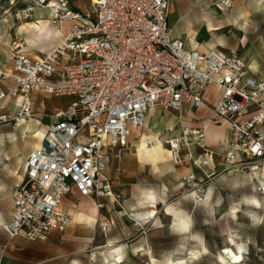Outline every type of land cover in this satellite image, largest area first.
<instances>
[{
	"label": "built area",
	"instance_id": "built-area-1",
	"mask_svg": "<svg viewBox=\"0 0 264 264\" xmlns=\"http://www.w3.org/2000/svg\"><path fill=\"white\" fill-rule=\"evenodd\" d=\"M17 1L24 2L17 16L28 19L45 9L54 24L68 29L58 45L38 56L20 40L11 41L10 70L0 68V81L10 83L0 88V112L7 102L20 100L14 115L0 113V122L33 120L32 93L69 96L74 102L48 116L40 144L28 154L23 176L10 191L12 214L1 225L8 240L45 241L53 232L63 233L71 220L63 200L73 191L97 200L114 197L105 170L128 147L132 131L146 126L151 111L179 115L181 135L166 141L174 164L185 149L195 165L193 146L202 151L196 166L212 162L215 152L207 147L203 129L183 127L180 119L184 105L207 104L210 87L219 90L212 111L227 125L224 167L264 169V78L253 75L236 52L187 48L169 25L172 0H90L85 13L69 0L11 4ZM234 2L214 0V5L228 10Z\"/></svg>",
	"mask_w": 264,
	"mask_h": 264
},
{
	"label": "rangeland",
	"instance_id": "rangeland-1",
	"mask_svg": "<svg viewBox=\"0 0 264 264\" xmlns=\"http://www.w3.org/2000/svg\"><path fill=\"white\" fill-rule=\"evenodd\" d=\"M12 1L0 0V11L8 9ZM86 1L89 6L90 0ZM188 9L186 17L180 16V9L176 17H169L175 36L187 48L194 49V43H198L224 54L236 52L253 75L264 76V0H237L225 15L200 3ZM85 12L86 9L82 13ZM200 13L214 17H200ZM37 19L0 17V59L7 60L10 43L15 39L32 49L34 41L29 30L20 31V27L33 26ZM208 23L220 29L208 31ZM33 99L37 101L38 109L34 107L33 113L38 123L0 122V252L3 246L6 252L15 242L8 240L1 229L11 214L10 191L20 182L28 151L40 143L38 133L43 132L46 118L51 115L41 113L39 104L45 107V102L51 112L68 102L39 96ZM0 113L14 115L16 108ZM178 118L176 113L155 110L149 113L146 126L133 130L132 135L138 140L141 131L161 140L169 150L166 141L181 135ZM171 128L173 131H169ZM85 134L84 131L80 140ZM137 140L117 155L119 163L109 170L114 199H94L103 205L100 216L110 217L109 228L102 230L97 222L88 224L94 223V218L82 217L77 211V219L87 223L75 224V243L58 233H51L45 241H21L13 248L20 264H264V171L228 170L222 155L216 153L212 164L198 167L202 151L196 146L191 147L195 165L187 160L185 149L178 164L169 156L162 163L152 164L134 155ZM144 195H153V202ZM150 206L154 207L153 213ZM227 249L240 257L237 262L229 261L224 252ZM192 253L199 255L193 258Z\"/></svg>",
	"mask_w": 264,
	"mask_h": 264
},
{
	"label": "crops",
	"instance_id": "crops-1",
	"mask_svg": "<svg viewBox=\"0 0 264 264\" xmlns=\"http://www.w3.org/2000/svg\"><path fill=\"white\" fill-rule=\"evenodd\" d=\"M77 1V2H75ZM236 1L234 2V5L231 9L228 10H220L217 6L214 5V0H172L171 6H170V11H169V17H176L177 16V10L180 9L182 11L183 14H180L181 17H186V13L189 10L188 8L191 6H195L200 4L203 5H207L210 7H213V9L215 11L220 12L222 15H225L226 12L231 11L235 4ZM70 5L73 7V9L83 12L84 9H86V11L90 8V5L88 6V3L86 0H69ZM6 4V3H5ZM3 5L0 3V9ZM15 7H24V2L22 1H17L15 4H11V2L9 3V8L8 9H3V12L0 11V17H18L16 14H14L15 11H17L20 8H15ZM43 11H47L45 9H38L36 10L32 16L31 19L35 20V19H40L41 17H46V18H41V19H47V20H51V17L48 13V11L46 12V16H42L43 15ZM201 15H208L210 17H214L211 14H204V13H200V17ZM31 20V21H32ZM169 21V18H168ZM50 22V21H49ZM52 22V20H51ZM54 26H53V25ZM52 24L50 23L51 27L56 31L61 33V37H63L68 29V25L67 24H54L52 22ZM170 27H172L173 29V33H174V27H173V20L170 22ZM175 36V33H174ZM60 37V38H61ZM176 37V36H175ZM46 45V46H45ZM52 46H49L48 44L45 43H32V49H28L27 47L24 46V48L31 52L32 55H34V53H37L38 55H40L41 53L46 52L48 49H50ZM221 53V52H220ZM7 60L5 59H0V68H3L6 71L10 70V65L8 63L7 65ZM257 77H261L259 75H255ZM261 78H264V76H262ZM10 87V83L8 81H0V88H9ZM34 96H39L40 98H44L46 99V97H49V99L47 98L46 100L52 101V100H62V99H67L68 102L63 106V107H56L53 108L51 112H48V108L46 103L45 107L43 105V108L39 109V111H41V113H43L44 115L46 113H55L57 111L63 110L65 109L67 106H69L71 103L74 102V98L73 97H69V96H65V97H57V96H49V95H45L44 93L41 92H37V93H32L30 95L31 98V102H32V110L34 107L37 108L36 104L37 101H34ZM204 98L207 101V104L199 107L198 109H191L189 108L187 105H184L183 107V111L180 114V119H181V123L182 125H184L185 127H192V128H202L204 133H205V143L207 145V147H209L210 149H212L216 154H220L223 156L224 154V146H223V140L226 136V129H227V125L223 122H221L219 119L216 118V116L214 115L213 111H212V106L216 103V101L219 98V90L216 87H210L207 89V92H205L204 94ZM18 101H9L6 104V108H15V104H17ZM38 109V108H37ZM153 112V111H151ZM149 112V113H151ZM164 112H171V113H175L172 111H164ZM177 114V113H176ZM149 115V114H148ZM178 115V114H177ZM148 119V117H147ZM33 121L38 123V120L33 119ZM48 123V118H46V121L44 123V129L43 132L41 133V138L42 135L44 133L45 130V126ZM40 138V141H41ZM136 139L137 137L131 135L128 141V144H130L132 142V140ZM40 144V143H39ZM38 144V145H39ZM35 146L33 148H31L28 151V154L36 147ZM120 161V157L115 155L112 159L111 164L107 167V169L105 170L104 175L111 181L110 179V174H109V167L111 166L112 170L113 168L119 163ZM213 162H210L209 164H212ZM264 171V170H261ZM256 176V175H255ZM15 186V185H14ZM70 196L74 197V200H69L68 198ZM78 193L76 191H73L71 194L67 195L64 200H63V207L65 208V210L70 214L71 216V220L66 228V230L63 233H58L59 235H63L62 237L68 241L73 240L72 242L75 243V224L78 223H82L85 221H79L76 217V212L82 208H84L85 212L91 216L92 218H94L95 222L94 223H88V224H95L96 222L98 223V226H100L101 223H106L107 224V228H109L110 226V217L107 216H100L101 212L100 209L102 207H98L95 204V200L93 198H84V197H80L81 199L79 200V198H77ZM151 196L153 197V199L151 198ZM114 199V197L112 198H101L98 201L100 202L105 201V202H111ZM144 199L148 200L150 203L153 202L154 200V196L153 195H144ZM85 200V202H84ZM90 202H87V201ZM11 201V199H10ZM87 202V203H86ZM98 202V203H99ZM84 204V205H83ZM88 205V208H87ZM150 209L151 206H150ZM94 212V213H93ZM11 214H12V205H11ZM10 214V216H11ZM10 216L7 218V220L10 218ZM87 223V222H85ZM53 233H57V232H53ZM14 245H9L7 248V251L3 252V263L4 264H20L21 260L19 258H16L15 252H13V248L21 241H26V242H30L27 240H24L22 238H17L14 239ZM37 242V241H35ZM6 248V247H5ZM6 250V249H5ZM117 250V249H116ZM75 252V251H74ZM40 262H42V258L39 259Z\"/></svg>",
	"mask_w": 264,
	"mask_h": 264
},
{
	"label": "bare ground",
	"instance_id": "bare-ground-1",
	"mask_svg": "<svg viewBox=\"0 0 264 264\" xmlns=\"http://www.w3.org/2000/svg\"><path fill=\"white\" fill-rule=\"evenodd\" d=\"M47 19H41V18L37 19V21L33 22V26H29V24H25L28 28H24V27L21 26L20 27V31L28 29L29 30L28 33H29L31 39L34 41V43H45L46 42V44H48L49 46L54 45L52 47H55L56 45H58L62 41L63 37H61V33L60 32L56 31V29L54 30L51 27L50 23L52 24V22H51L50 19L49 20H47ZM206 26H207V30L208 31H214V30L220 29V27H217V26L213 25L212 23H208ZM193 47H194V49H198V50H200L202 52H209L210 51V48L208 46L199 45L198 43H196V44L194 43ZM39 105L41 106V108H43V104L42 103H40ZM41 111H43V110H41ZM138 133H140V134L138 136V140L136 142V145L134 146V151H135L134 155L139 160H146V161L151 162L152 164H157V163L164 162L165 158L167 156L170 157V151L163 147V145L160 142L161 140L159 141L157 139H152L151 136L147 137L144 134H142L141 131H138ZM38 134L41 136V132L38 133ZM203 138H204V141H205L206 137H205L204 131H203ZM149 140H150V144L148 143ZM109 170H112L111 166L109 167ZM260 170H264V169H260ZM254 180L257 181V179L255 177H254ZM261 190L264 191V187H262ZM151 198L153 199L152 196H151ZM84 202H85V200H84ZM95 204H96V206L98 208V205H97L96 202H95ZM151 208H152L151 209V213H153L154 212V207L151 206ZM78 213H79L80 216L90 219V216L85 212L84 208L81 207V209L78 210ZM182 222L186 223L185 221H182ZM106 247H113V245H106ZM227 250L228 251L225 250L224 252H225L226 256L228 257L229 261L232 262V263L237 262L240 257H238L236 254H234L229 249H227ZM116 251L118 253L119 249H117ZM118 255H117V257H118Z\"/></svg>",
	"mask_w": 264,
	"mask_h": 264
},
{
	"label": "clouds",
	"instance_id": "clouds-1",
	"mask_svg": "<svg viewBox=\"0 0 264 264\" xmlns=\"http://www.w3.org/2000/svg\"><path fill=\"white\" fill-rule=\"evenodd\" d=\"M250 202H251V203H256L255 201H250ZM183 227H184V229L186 230V229H187V224H184ZM198 255H199L198 253H192V257H193V258L196 257V256H198ZM180 264H184V262L181 261Z\"/></svg>",
	"mask_w": 264,
	"mask_h": 264
},
{
	"label": "snow or ice",
	"instance_id": "snow-or-ice-1",
	"mask_svg": "<svg viewBox=\"0 0 264 264\" xmlns=\"http://www.w3.org/2000/svg\"><path fill=\"white\" fill-rule=\"evenodd\" d=\"M237 99H240V100H242V97H237ZM226 251H228V250H226Z\"/></svg>",
	"mask_w": 264,
	"mask_h": 264
}]
</instances>
